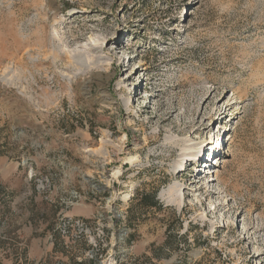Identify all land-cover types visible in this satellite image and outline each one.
<instances>
[{
    "label": "rangeland",
    "instance_id": "1",
    "mask_svg": "<svg viewBox=\"0 0 264 264\" xmlns=\"http://www.w3.org/2000/svg\"><path fill=\"white\" fill-rule=\"evenodd\" d=\"M26 226L45 264L168 226L160 264H264V0H0V227Z\"/></svg>",
    "mask_w": 264,
    "mask_h": 264
},
{
    "label": "crops",
    "instance_id": "2",
    "mask_svg": "<svg viewBox=\"0 0 264 264\" xmlns=\"http://www.w3.org/2000/svg\"><path fill=\"white\" fill-rule=\"evenodd\" d=\"M34 226L0 227V264H45L53 243H44Z\"/></svg>",
    "mask_w": 264,
    "mask_h": 264
},
{
    "label": "trees",
    "instance_id": "3",
    "mask_svg": "<svg viewBox=\"0 0 264 264\" xmlns=\"http://www.w3.org/2000/svg\"><path fill=\"white\" fill-rule=\"evenodd\" d=\"M157 189H154L151 192H143L138 194L137 202L140 206L145 208H154L157 210H162L163 206L159 204L157 200ZM88 220V219H87ZM86 220V221H87ZM55 240L57 241L58 236H54ZM164 242L158 246V249L162 251L163 254L156 252V246L152 245L150 250L143 255L136 257L135 260L123 259L121 264H160V261L171 254L175 253L178 250L179 243L183 240L187 245H189V239L187 233H180L179 229H172L171 226L167 227L166 234H165ZM57 246V243H56ZM88 248H92V245L88 246ZM56 249V247H55ZM220 258H222V254L220 253ZM100 258L98 256H92L88 259L77 260L76 255H72V261L76 264H98ZM183 264H186V260H183Z\"/></svg>",
    "mask_w": 264,
    "mask_h": 264
},
{
    "label": "bare ground",
    "instance_id": "4",
    "mask_svg": "<svg viewBox=\"0 0 264 264\" xmlns=\"http://www.w3.org/2000/svg\"><path fill=\"white\" fill-rule=\"evenodd\" d=\"M136 96H139V93H137V95ZM175 110H173V111H171L170 110V112H169V115L166 117V118H164L163 119V121H162V124H161V127H160V129L162 130V128H164V126L166 125L165 123L166 122H169V121H171V118H172V116L174 115V112ZM223 114H224V112H222V113H220V115H219V118L220 117H222L223 116ZM231 121H233V119L231 120ZM173 127V126H172ZM175 127V126H174ZM208 127H210V123L206 126V128H208ZM176 129H174V131H175ZM222 140H223V137H222ZM170 149L172 150V149H175V146L174 145H171L170 146ZM217 162H220V160H218ZM209 172H211V171H209ZM118 175V174H117ZM195 181V180H194ZM194 181H193V183H194ZM196 182V181H195ZM207 187L204 185V184H202L197 190L198 191H203L204 189H206ZM193 192H194V190H193ZM206 192H207V195H210V194H213L212 193V191L211 190H209V189H206ZM191 196V193H186L185 195H184V199H186V198H188V197H190ZM202 204H204V202L202 201Z\"/></svg>",
    "mask_w": 264,
    "mask_h": 264
}]
</instances>
